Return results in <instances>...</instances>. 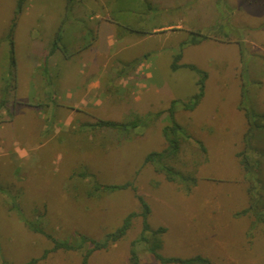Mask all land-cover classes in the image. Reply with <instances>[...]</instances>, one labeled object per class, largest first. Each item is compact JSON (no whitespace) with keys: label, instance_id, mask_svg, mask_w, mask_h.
<instances>
[{"label":"rangeland","instance_id":"1","mask_svg":"<svg viewBox=\"0 0 264 264\" xmlns=\"http://www.w3.org/2000/svg\"><path fill=\"white\" fill-rule=\"evenodd\" d=\"M20 1L0 0V264H83L89 249L88 264H128L137 194L163 256L264 264V62L246 61L264 56V0ZM150 240L140 264H164Z\"/></svg>","mask_w":264,"mask_h":264},{"label":"trees","instance_id":"2","mask_svg":"<svg viewBox=\"0 0 264 264\" xmlns=\"http://www.w3.org/2000/svg\"><path fill=\"white\" fill-rule=\"evenodd\" d=\"M21 4H23V0L20 1V6ZM60 30L59 29L56 32L55 35V42L52 46V49L50 50V53H54L56 47L59 46V42H60ZM13 31V29L11 30V32ZM193 39V43L195 42H199L200 39L199 38H192ZM174 67H176V64H174ZM190 67H194L193 65H190ZM206 73V72H205ZM207 76V75H206ZM200 84V91L194 95V100L192 101V103H186L184 104L185 108H190L193 109L196 107V105L199 103L201 97L204 95V91H205V80L201 79L199 82ZM5 104V99H2L0 101V109L2 108V106ZM173 104H175V101H173ZM170 112H171V117L173 118V115L175 113V107L174 105L172 107H170ZM172 125H168L164 128V135L165 138H168V140H170V143L172 145L178 146L179 143L176 140H171L170 138V134L173 132H176V130L178 129V127H180V125H178L175 121L174 118L172 120ZM140 122L135 119L132 121H128V122H119V121H115V120H105V119H100L96 122L97 126H109V127H113V128H124L127 125H133V126H137ZM165 154V152H150L147 156H146V162H154L156 158H161L163 155ZM245 159V157H244ZM243 159V160H244ZM246 160V159H245ZM168 178L173 179L172 177L168 176ZM114 187H124V185L121 186H114ZM97 188L99 189V185L97 186ZM138 199L142 202L143 206H144V210L142 211V216L144 218V222H143V228L142 231L140 233V236L137 240L133 241L132 243V248L130 250V255H129V263L128 264H140V255L138 253V251L135 249L136 247V243H138L139 241L141 242H145V243H151L150 238H154L156 240L155 246H156V251L154 246L151 245V251L153 252V254L155 255V257L157 259H159L162 263L166 264V263H181V264H197V263H202V264H211L210 261L202 256H197V257H193V258H184V257H180V256H163L161 253H159L157 250L161 247L162 245V240H161V235L163 234V232L165 231L164 228L159 227L158 229H154L151 227L149 221H148V216L151 212V207L149 205V203L145 200L143 195H139L137 194ZM137 215L136 212H131L129 213L122 225L120 227H118L115 231L110 232L107 234L106 238L104 239V241L101 242H96L94 243V246L92 249H102V248H106L108 247L111 243L115 242L116 240L120 239L121 237H123L127 230L130 228L131 224H132V219L133 217ZM26 224L33 230L38 231V232H43L45 234V231L43 230L42 227H40L39 223L33 222V221H29V220H25ZM151 236V237H150ZM85 240V239H83ZM86 241V240H85ZM54 248H67V249H71V248H77V246L69 241H59V240H55L54 243ZM91 249H89L87 252H85L83 254V259H82V263L83 264H88V255L90 253ZM29 264V263H28Z\"/></svg>","mask_w":264,"mask_h":264},{"label":"crops","instance_id":"3","mask_svg":"<svg viewBox=\"0 0 264 264\" xmlns=\"http://www.w3.org/2000/svg\"><path fill=\"white\" fill-rule=\"evenodd\" d=\"M106 23H110V25H112V23L110 22V20L105 21L104 23L101 22V24L98 25V29H99V31H100V29H101ZM135 30H136V29H134V31H135ZM107 33H108V36H109V37L112 36V30L110 29L109 26L107 27ZM113 34H114V33H113ZM108 43H109V44H113V43H114V40H111V38H109ZM98 47H99V45H98ZM56 56H57V54L53 53V54L50 56V58H52L51 60H52V61L57 60V59H58V56H57V57H56ZM260 57H261V58H255V59H253V57L250 55V56L248 57V59L246 58V61L251 62V63H252L251 65H255L253 62H255L256 60H258V61L261 60V61L264 62V56L261 55ZM96 59H97V57H95V56H93V55H91V56L89 57V60H90V62H91V65H93V63L96 61ZM84 65H86L85 62H84ZM90 68H93V66H90ZM258 68L264 73V64H261V65H258V67L255 66V67H252V68H251V70H252V74H253V75L255 74V71H259ZM261 81H263V79H261ZM263 84H264V82H263ZM98 86H99V83H98V82H94L91 86H89V89H93V88H96V87H98ZM67 96H68V95H66V97H67Z\"/></svg>","mask_w":264,"mask_h":264}]
</instances>
